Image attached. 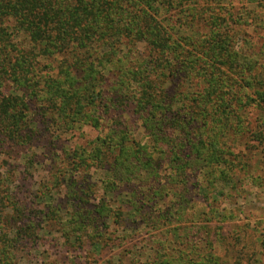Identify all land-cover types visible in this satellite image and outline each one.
Returning <instances> with one entry per match:
<instances>
[{"label": "trees", "instance_id": "16d2710c", "mask_svg": "<svg viewBox=\"0 0 264 264\" xmlns=\"http://www.w3.org/2000/svg\"><path fill=\"white\" fill-rule=\"evenodd\" d=\"M231 2L0 0V264H18L52 233L74 249L114 252L124 237L109 230L127 219L152 226L145 264H228L214 252L222 232L167 223L184 222L190 188L212 202L235 190L247 137L264 146V69L239 44L242 28H255ZM82 126L98 135L61 151L37 208L13 189L7 159L26 169L40 149L58 158L60 137ZM96 171L105 179L91 204ZM241 238L230 237L231 264H243Z\"/></svg>", "mask_w": 264, "mask_h": 264}, {"label": "rangeland", "instance_id": "374dc122", "mask_svg": "<svg viewBox=\"0 0 264 264\" xmlns=\"http://www.w3.org/2000/svg\"><path fill=\"white\" fill-rule=\"evenodd\" d=\"M231 1V7H234V11L242 12L243 10L245 22L255 28V31L251 32L245 31V26L241 27L242 31H244L241 34L244 37H240L239 44L241 47L243 46L246 55L252 56L257 60V68L259 67L261 71L262 68L264 69V0ZM248 11H251V13H248ZM19 41H23L21 36ZM251 113L252 119H260V114L257 115V110L254 107L251 108ZM258 124L259 122H254V126ZM260 128L259 125L255 130ZM97 135L98 132L88 126H82L72 134L62 135L56 143L57 147L55 149L60 152L59 157H53V154L47 156L46 150L43 149L41 151L40 149L37 152V158L34 159L36 164L32 168L25 169V167L18 165L19 162L11 161L4 157V159L8 160L9 168L15 172L13 189L21 195H30L29 200L33 199L34 206L42 208L47 201L40 202L34 196L37 193L39 194L42 187L51 185L58 167H60L59 170L62 169L60 160L64 155L61 151H72L76 147L87 148L89 142L94 140ZM249 139L247 137L242 141L244 144L241 143L237 148V151L241 150L242 152L240 153L245 154L242 161L245 168L242 173L236 176L239 180H237L235 190L229 192L226 190L224 196H215L216 201L212 202L211 200H205L201 191L198 192L195 188H190V192L185 194L188 204L185 206L184 222L183 220H179V222L176 218H171L172 222L167 223L172 228L178 227L180 232H182L184 227L191 225L195 228L192 231L197 230L200 226L207 227V230L212 232V237L214 232H222L224 234V242L215 243L214 252L222 260L227 261L228 264L234 261L230 257L232 252L229 251L230 247H228L230 237L238 236L239 234L242 235L241 240L244 239L238 246V251L241 249L244 252L242 263L248 264L249 254L254 251L256 254L250 260V264H264V188H260L256 184L262 182L260 185H264V146H260ZM104 179V174L100 171L92 173L89 177L90 183L95 186L94 193L90 199L91 204H97L102 196L100 188L101 181ZM197 183H199L198 180L191 174L189 184L195 186ZM62 192H54L53 204L61 201ZM64 200L65 198H63ZM165 201L168 203L169 209L167 210L164 207L162 211L167 210V213L170 211V213L175 214V209L179 206V202H175L170 197L165 199ZM158 209L160 208L155 207L153 210L156 212ZM210 209H215L220 215H215L213 220H209L211 217L208 215ZM125 221L115 227H111L109 230H113L115 236L124 237V241L120 242L122 246H120L119 241L116 242L119 247H114V252L109 251L108 246L99 254H94L91 251L92 249H90V252L74 249L62 244L57 233L44 234L35 251L25 250L20 253L19 256L21 258L18 264H109V260L110 264H145V259L149 256L148 254H151L149 247L151 230L149 229L152 226H148L151 225L149 222L148 224L144 223L145 226L144 224L136 225L137 222H131L128 219ZM133 229L137 230L133 231ZM171 232H167V235ZM152 233L158 232L152 231ZM252 244H254V247H252ZM111 254H114L113 257Z\"/></svg>", "mask_w": 264, "mask_h": 264}]
</instances>
